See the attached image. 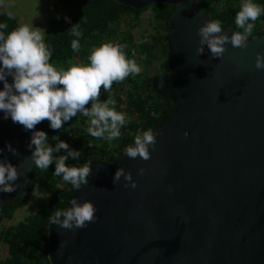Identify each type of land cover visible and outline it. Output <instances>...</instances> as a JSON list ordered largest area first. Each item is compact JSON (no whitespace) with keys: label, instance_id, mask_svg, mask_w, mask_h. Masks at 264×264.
Wrapping results in <instances>:
<instances>
[{"label":"water","instance_id":"obj_1","mask_svg":"<svg viewBox=\"0 0 264 264\" xmlns=\"http://www.w3.org/2000/svg\"><path fill=\"white\" fill-rule=\"evenodd\" d=\"M115 1L134 9L174 5L164 34L169 71L150 80L174 109L152 130L157 144L150 160L120 150L111 163L90 165L89 184L72 191L66 209L73 198L92 201L99 219L68 230L51 217L49 264H264V70L255 67L264 34L249 37L247 49L228 44L221 59H212L207 45L198 56V29L211 20L200 8L204 0ZM222 29L229 36L240 31ZM7 80L14 83L12 76ZM3 117L0 111V159L21 176L16 191L0 193V206L27 185L35 150L28 145L39 131ZM120 167L131 171L135 189L125 187L123 177L113 183ZM141 167L147 169L143 176Z\"/></svg>","mask_w":264,"mask_h":264},{"label":"clouds","instance_id":"obj_2","mask_svg":"<svg viewBox=\"0 0 264 264\" xmlns=\"http://www.w3.org/2000/svg\"><path fill=\"white\" fill-rule=\"evenodd\" d=\"M262 14L264 6L253 0H243L235 16V26L242 31H236L231 36L223 32L219 21H205L198 29L200 40L196 54L201 56L205 45L210 50L212 59L223 58L228 51V44L233 48L247 49L255 21ZM6 28V24H0V81L3 82L0 111L4 112V119L11 117L14 123L22 125L26 131L34 130L38 124L47 120L52 129L59 130L65 122L79 113L87 118V133L91 137L112 141L121 136V127L127 123L128 117L126 113L116 110V101L110 94L112 86L114 82H123L130 75L137 76L142 71L135 59L127 57L124 45L103 43L91 50L88 56L90 63H72L64 69L50 63L52 52L44 41V30L23 24L5 35ZM78 29L79 23L70 29L71 34L76 37L71 42L73 51H79L81 47L79 38L82 32ZM255 67L257 70H264V52L256 54ZM8 76L14 77V83L8 82ZM160 87H164L163 82ZM102 90L109 93L106 101L100 100ZM90 102L91 107H86ZM156 144V134L149 129L137 134L134 146H128L124 154L132 159L139 157L148 161L152 155L150 148L155 149ZM92 145L91 142L90 146ZM33 146L35 150L28 159L34 162L36 169L47 170L55 163L54 175L62 177L64 182L75 189L79 190L89 184V177L92 175L90 164L85 163L80 167H69L66 164L69 157L77 160L81 156V152L71 149L67 142L59 140L52 147L47 142L46 132L33 131L28 147L31 149ZM61 150L67 155H54ZM3 151L0 148V154ZM8 151L19 155L11 144L8 145ZM146 172L147 169L141 167L138 175L143 176ZM20 176L18 167L0 159V193L16 191L19 185L15 182ZM122 177L125 187L135 189L138 186L131 171L126 172L123 167L115 172L113 183L119 184ZM97 211L92 201L80 203L78 198H73L69 208L55 210L51 223L62 229H83L89 223L97 222Z\"/></svg>","mask_w":264,"mask_h":264},{"label":"trees","instance_id":"obj_3","mask_svg":"<svg viewBox=\"0 0 264 264\" xmlns=\"http://www.w3.org/2000/svg\"><path fill=\"white\" fill-rule=\"evenodd\" d=\"M66 10V16L51 19L48 23L44 41L52 52L50 63L58 68L67 69L75 63L77 56L88 61L91 50L103 43H118L125 46L124 51L129 59H135L143 68L137 76H129L125 80V94L119 96L115 82L112 87L116 96L117 111L126 113L127 123L121 127L118 139L107 141L96 139L87 133L88 121L86 117L77 114L70 121L65 122L59 130L50 127V121L38 124L39 131L47 133V142L55 147L59 140L69 144L71 149L81 152L77 160L68 158L69 167H80L85 163H111L114 155L120 150H126L133 145L135 136L143 131L161 125L168 120L174 105L168 96H157L151 87V77L147 72L152 71L161 59L167 57V43L164 34L168 31L165 22L171 15L174 5L165 3H150L142 9H134L115 0H55ZM243 0H204L200 8L212 20L220 22L224 28L233 25L235 16L240 10ZM264 6V0H253ZM152 8L155 33L150 40L136 42L129 30L137 22L142 11ZM79 23L80 50L73 51L71 42L76 39L70 29ZM128 26V30H120V24ZM0 24H6L5 34L20 26L9 12H0ZM237 29V28H236ZM240 30V29H238ZM242 31V30H240ZM264 34V14L255 21L252 35ZM135 53V55H133ZM90 63V62H88ZM157 74V73H156ZM113 91V90H112ZM108 93L102 90L100 100L106 101ZM91 107V102L86 106ZM56 137V139H54ZM92 142V146L90 143ZM55 156L67 155L64 150L54 153ZM55 163L47 170L36 169L33 166L27 185L21 193L8 203L0 206V223L4 219H11L14 212L28 200L33 190L46 196V201L30 212L22 220L0 230V243L4 244V257L0 264H49L47 257L48 222L55 210L66 209L68 199L75 189L71 184L63 181L62 177L54 175Z\"/></svg>","mask_w":264,"mask_h":264},{"label":"rangeland","instance_id":"obj_4","mask_svg":"<svg viewBox=\"0 0 264 264\" xmlns=\"http://www.w3.org/2000/svg\"><path fill=\"white\" fill-rule=\"evenodd\" d=\"M15 12L14 15L17 21L23 25L27 24L35 28H40L46 33L48 21L55 18L66 16V10L55 0H0V12ZM129 29L136 42L142 40H150L155 33L153 10L148 8L141 12L137 22ZM120 30H128V26L124 23L120 24ZM44 33V36H45ZM142 68V67H141ZM143 70V68H142ZM142 72V71H141ZM168 72L166 58L161 59L158 65H154L152 71L147 72V75H155L156 73ZM46 201V196L42 193L33 190L31 196L18 208L11 219H4L0 223V230L17 223L22 220L30 212L34 211L39 205ZM4 244L0 243V259L4 257Z\"/></svg>","mask_w":264,"mask_h":264},{"label":"flooded vegetation","instance_id":"obj_5","mask_svg":"<svg viewBox=\"0 0 264 264\" xmlns=\"http://www.w3.org/2000/svg\"><path fill=\"white\" fill-rule=\"evenodd\" d=\"M89 61H86L82 56H77V58L75 59V63L76 64H87ZM169 71V70H168ZM164 73H167V72H164ZM164 73H157V74H164ZM156 75V74H155ZM126 80V79H125ZM125 80L122 82V83H120L119 85H117L115 82L113 83V84H116V87H117V89H119V91H118V95L119 96H121V95H124L125 94V90H126V85H125ZM113 90V91H112ZM112 90H111V95H113V97L114 96H116L115 95V93L113 94V92H114V90H115V92H116V89H115V87H112ZM108 95H109V93H108Z\"/></svg>","mask_w":264,"mask_h":264},{"label":"crops","instance_id":"obj_6","mask_svg":"<svg viewBox=\"0 0 264 264\" xmlns=\"http://www.w3.org/2000/svg\"><path fill=\"white\" fill-rule=\"evenodd\" d=\"M14 18H15V20L17 21V19H16V17L14 16V15H16V16H18V13H17V11H16V13L15 12H9ZM18 22V21H17ZM49 22V21H48ZM19 23V22H18ZM19 25H21L20 23H19ZM48 25V24H47Z\"/></svg>","mask_w":264,"mask_h":264}]
</instances>
